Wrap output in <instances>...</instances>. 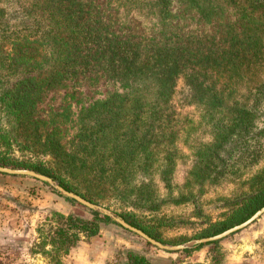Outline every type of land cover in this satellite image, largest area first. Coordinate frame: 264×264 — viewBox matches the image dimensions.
Here are the masks:
<instances>
[{
  "label": "trees",
  "instance_id": "trees-1",
  "mask_svg": "<svg viewBox=\"0 0 264 264\" xmlns=\"http://www.w3.org/2000/svg\"><path fill=\"white\" fill-rule=\"evenodd\" d=\"M243 2L253 11L264 8V0ZM73 3L0 0V165L32 169L93 203L98 199L89 192L92 185H98L124 204L114 209V216L161 242L160 225H169L171 219L163 204L192 205L191 215L204 223L191 238L216 235L261 208L264 162L258 164L264 158V145L256 119L264 112L256 114L243 107L241 115L219 117L218 107L224 100L214 87L204 97L207 65L200 50L192 52L183 44L141 47L129 39L102 37L82 20ZM213 4L215 0L206 3L207 7ZM262 13L264 19V9ZM259 23L264 30V21ZM243 29L245 34L249 27ZM253 36L232 51L240 53L239 62L247 67L258 58L256 46H264V37ZM95 57L106 58L105 67L113 70V76L136 85V91L111 93L80 111L75 132L65 145L59 126L68 120L67 109L52 112L44 120L36 116L37 103L45 88L62 83ZM230 60L234 65L236 61ZM187 101L200 111L195 120L185 109ZM202 125L205 129L199 130ZM183 146L193 149L194 158L185 167L180 162ZM27 151L50 159L47 163L31 161L23 155ZM246 156L251 160H246L249 165L244 166L249 168L242 174ZM178 166L185 170L182 176L177 175ZM0 176L23 177L2 172ZM229 177L240 178L238 186L222 192ZM162 189L165 194H160ZM210 189L214 195L208 194ZM206 200L220 202L214 205L219 209L215 218L206 213ZM91 212L93 219L85 227L91 235L100 223L113 220L100 210ZM80 231L70 237L59 230L50 245L58 251L72 237L77 242ZM214 242L172 251L188 253ZM59 256L51 255L53 264H64ZM128 264L147 261L143 255L129 254Z\"/></svg>",
  "mask_w": 264,
  "mask_h": 264
},
{
  "label": "rangeland",
  "instance_id": "rangeland-1",
  "mask_svg": "<svg viewBox=\"0 0 264 264\" xmlns=\"http://www.w3.org/2000/svg\"><path fill=\"white\" fill-rule=\"evenodd\" d=\"M207 1L74 0L72 7L79 8L82 20L102 37L129 39L141 47L183 44L192 52L200 50V58H206L204 63L207 65L203 78L204 97L207 98L214 87L224 100L218 107L219 117L241 115L243 107L256 114L257 111L264 112V46H256L258 58L252 59L249 67L240 64V53H232L235 45L240 47L253 34L254 38L263 39L264 30L259 21H264V8L253 11L243 0L235 4L215 0L213 7H207ZM244 25L249 27L245 34ZM96 59L79 66L62 83L45 88L37 103L36 116L44 120L52 112L67 109L68 120L59 126L65 145L75 132L80 111L96 100L106 99L111 93L136 91V85L116 74L113 76V70L105 67L106 58ZM230 59L236 61L235 66ZM213 63L216 65L212 66ZM185 109L189 117L198 118L200 111L194 104L187 101ZM256 123L258 129L263 130L259 140L264 145V113L258 116ZM202 128L205 126L199 130H204ZM202 133L205 135L204 131ZM185 147H182L180 161L184 167L194 159L191 156L193 149ZM261 154L263 157L264 153ZM23 155L39 163H47L50 159L49 155L28 151ZM246 160L251 158H244L242 174L249 168L244 166L249 165ZM260 160L258 165L263 164L264 158ZM183 174L185 170L178 166L177 175ZM237 179L229 177L222 192L235 189L240 181ZM45 183L28 175L0 176V264H53L51 255L56 254L64 264H128L129 254L143 255L147 264H264V213L246 227L214 240V243L203 244L188 253L176 252L151 244L115 220L100 223L97 232L89 234L85 227L93 219L91 209ZM91 189L89 193L97 197L94 204L99 207L113 212L124 205L109 197L110 193L98 185H92ZM165 193L164 189L160 192ZM209 193L214 195V190L210 189ZM219 203L208 200L204 203L206 213L212 218L219 213V209L214 208ZM161 207L171 219L169 225H160L163 242H159L168 247L183 248L201 243L202 238H191L204 223L191 215V204H163ZM79 229L77 242L72 237L64 246L60 245L58 251L50 245L52 237L57 239L59 230L71 237Z\"/></svg>",
  "mask_w": 264,
  "mask_h": 264
},
{
  "label": "water",
  "instance_id": "water-1",
  "mask_svg": "<svg viewBox=\"0 0 264 264\" xmlns=\"http://www.w3.org/2000/svg\"><path fill=\"white\" fill-rule=\"evenodd\" d=\"M0 172L2 173H7V174H17V175H28V176H32V177H35V178H38L42 181H45L47 183H50L52 184L57 190H59L60 192H62L64 195H67L68 197L70 198H73L75 199L76 201H78L79 203L89 207L90 209H97V210H100L104 213H107L109 214L113 220L119 222L123 227L137 233L138 235H140L141 237H143L144 239H146L148 242H150L151 244L157 246V247H160V248H170V249H180V248H183L181 246H172V247H168L164 244H162L161 242L157 241L156 239L152 238L151 236H149L148 234H146L145 232H143L141 229H138L132 225H130L129 223H127L126 221H124L122 218L120 217H116L113 215L112 212L102 208V207H99L98 205L88 201L87 199L81 197L80 195L72 192V191H66L64 190L62 187H60L59 185H57L56 182H54L50 177L44 175V174H41V173H38L32 169H26V168H11V167H6V166H1L0 165ZM262 213H264V205L259 208L257 211H255L249 218H247L245 221L239 223V224H236L232 227H229L227 228L226 230L216 234V235H213V236H210V237H205V238H202L200 239L201 242L203 241H208V240H217V239H220V238H223L227 235H229L230 233H233L237 230H240L244 227H246L248 224H250L251 222H253L256 218H258Z\"/></svg>",
  "mask_w": 264,
  "mask_h": 264
}]
</instances>
